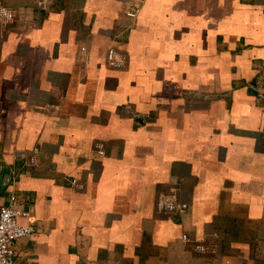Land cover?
Returning <instances> with one entry per match:
<instances>
[{
	"label": "crops",
	"instance_id": "0c3cea01",
	"mask_svg": "<svg viewBox=\"0 0 264 264\" xmlns=\"http://www.w3.org/2000/svg\"><path fill=\"white\" fill-rule=\"evenodd\" d=\"M0 1L15 264H264V0Z\"/></svg>",
	"mask_w": 264,
	"mask_h": 264
},
{
	"label": "built area",
	"instance_id": "2783aa9c",
	"mask_svg": "<svg viewBox=\"0 0 264 264\" xmlns=\"http://www.w3.org/2000/svg\"><path fill=\"white\" fill-rule=\"evenodd\" d=\"M53 0H39L37 5L40 9L46 10ZM139 9H130L127 11V16L130 18H137ZM16 20L15 11L0 1V28H6L14 24ZM108 63L112 67H123L124 59L117 57L113 49L108 52ZM38 149L33 152V157L26 162V166L34 167L37 164L36 155ZM103 154V151H99ZM73 184H77L74 180ZM157 208L159 212L165 214H183L188 206L185 203H180L173 198L161 197ZM30 213L23 208V204L18 198L12 199L6 206L0 207V264H15L18 252L16 242L27 237H34L36 235V228L31 225H22L19 223L20 219H29ZM182 240L190 243L191 239L187 235L182 236ZM194 251L198 253H205L206 249L197 243L193 244Z\"/></svg>",
	"mask_w": 264,
	"mask_h": 264
}]
</instances>
